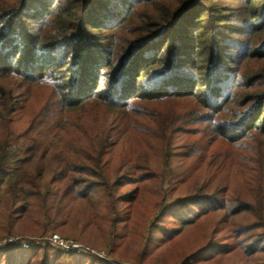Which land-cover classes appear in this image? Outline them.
I'll return each mask as SVG.
<instances>
[{"label": "trees", "instance_id": "1", "mask_svg": "<svg viewBox=\"0 0 264 264\" xmlns=\"http://www.w3.org/2000/svg\"><path fill=\"white\" fill-rule=\"evenodd\" d=\"M237 1L0 0V208L98 197L112 231L130 219L119 202L173 172L185 189L153 247L205 226L178 264H264V0ZM33 247L0 264H81Z\"/></svg>", "mask_w": 264, "mask_h": 264}, {"label": "rangeland", "instance_id": "2", "mask_svg": "<svg viewBox=\"0 0 264 264\" xmlns=\"http://www.w3.org/2000/svg\"><path fill=\"white\" fill-rule=\"evenodd\" d=\"M214 3L228 7L239 5L237 0H216ZM19 87L17 84L14 85V89H20ZM43 94L42 90L35 88L29 104L22 102L20 108L11 115L12 130L21 131L26 127L30 113L37 108ZM175 141L182 143L179 140ZM153 153L151 154L153 161L161 165L162 154L157 151ZM178 163L177 159H173L174 165ZM174 181L173 172L159 175L150 181L151 184L144 192H141L138 200L132 203L133 206L119 202L121 212L124 207L129 208L130 219L123 223H116L111 227L112 231H110L111 222H109L107 211L102 208V204L100 205L98 197H93L90 204L84 201H71L68 197L56 201V194L52 192L48 196L49 210L42 213L40 207L32 208L30 217L16 218L14 214L8 216L9 213L2 207L0 208V250L6 247H18L16 254L19 256V247L30 249L35 248L33 246L46 245V249L50 252L58 250L70 252L73 259H80L81 264H178L181 254L190 246L189 244L202 242L205 226L192 229L165 246L153 247L160 236L156 229L158 230L157 227L161 226L160 222H165L166 217V211H164L161 214L162 217L156 221V213L163 206L181 198V190L185 189L184 184H174ZM133 187L136 186L122 184L118 194ZM222 234L223 232L219 235ZM149 237H152L153 241L148 243ZM220 237L217 236L216 241L222 242ZM49 238L55 240L60 238L69 244L78 243L93 249L96 253H101L102 256L99 257L91 252L62 249L54 243L51 244ZM229 241L224 240L223 243H229ZM108 251L113 254H109ZM75 261L79 262V260Z\"/></svg>", "mask_w": 264, "mask_h": 264}, {"label": "built area", "instance_id": "3", "mask_svg": "<svg viewBox=\"0 0 264 264\" xmlns=\"http://www.w3.org/2000/svg\"><path fill=\"white\" fill-rule=\"evenodd\" d=\"M49 241L51 244H56V246L62 248V249H70V250H73V251H76V252H91L92 254H95L99 257H101V253H96L93 249H90L88 247H83L81 246L80 244L78 243H71L69 244L66 240H63V239H60L58 238V240H55V239H52V238H49Z\"/></svg>", "mask_w": 264, "mask_h": 264}]
</instances>
